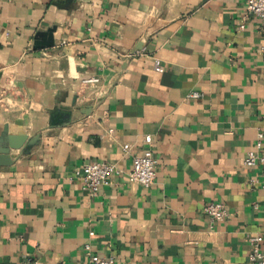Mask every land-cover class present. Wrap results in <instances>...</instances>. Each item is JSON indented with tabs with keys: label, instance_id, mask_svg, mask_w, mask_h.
Returning a JSON list of instances; mask_svg holds the SVG:
<instances>
[{
	"label": "crops",
	"instance_id": "0c3cea01",
	"mask_svg": "<svg viewBox=\"0 0 264 264\" xmlns=\"http://www.w3.org/2000/svg\"><path fill=\"white\" fill-rule=\"evenodd\" d=\"M260 133L264 20L244 0H0V264H85L88 243L120 264H248ZM147 147L150 187L126 172ZM96 160L124 172L93 195L76 170Z\"/></svg>",
	"mask_w": 264,
	"mask_h": 264
},
{
	"label": "built area",
	"instance_id": "2783aa9c",
	"mask_svg": "<svg viewBox=\"0 0 264 264\" xmlns=\"http://www.w3.org/2000/svg\"><path fill=\"white\" fill-rule=\"evenodd\" d=\"M246 4V15H256L264 20V0H244ZM244 28V24L240 25ZM133 56L134 54H129ZM100 81L98 76H91L84 80L85 85H95ZM192 97H199V92H193ZM263 133H260L255 142L254 149L250 150L244 159V163L248 167H262V185L264 186V142ZM146 141L151 143V136H146ZM126 148V147H125ZM124 170L117 163L96 160L85 164L82 168L76 170V175L81 178L83 188L91 194L96 195L103 185L108 184L111 178L120 175ZM128 178L131 181L141 183L145 187H150L154 184L157 172V161L154 151L151 147H147L133 159V166L129 171H126ZM204 211L211 219L212 223L223 221L226 219L230 211L225 203L209 202L205 205ZM264 237L262 235H252L249 241L253 247L249 254L248 264H264V251L261 249ZM87 260L85 264H120L112 257H103L98 253H94L91 244H86Z\"/></svg>",
	"mask_w": 264,
	"mask_h": 264
},
{
	"label": "water",
	"instance_id": "95a60500",
	"mask_svg": "<svg viewBox=\"0 0 264 264\" xmlns=\"http://www.w3.org/2000/svg\"><path fill=\"white\" fill-rule=\"evenodd\" d=\"M139 49L142 48L141 46L138 47ZM41 138V134H36L35 136L31 137L23 146L22 154L29 153L30 150L39 143ZM13 162V158L11 155L6 153H0V168L2 166L10 165Z\"/></svg>",
	"mask_w": 264,
	"mask_h": 264
}]
</instances>
